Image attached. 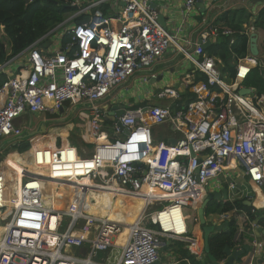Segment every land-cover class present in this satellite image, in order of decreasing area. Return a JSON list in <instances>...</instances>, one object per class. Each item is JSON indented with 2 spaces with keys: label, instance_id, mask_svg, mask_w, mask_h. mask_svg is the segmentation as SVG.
<instances>
[{
  "label": "built area",
  "instance_id": "1",
  "mask_svg": "<svg viewBox=\"0 0 264 264\" xmlns=\"http://www.w3.org/2000/svg\"><path fill=\"white\" fill-rule=\"evenodd\" d=\"M111 1L63 0L76 8L65 20L70 27L60 35L68 41L56 43L55 28L0 62V154L7 146H3L5 141L17 144L15 140L23 136V128L16 123L26 116L55 115L63 109L77 113L86 126L78 136L79 146L65 138L38 148L39 141L33 143V157L35 151L40 155L48 149L46 158L41 166L33 161V167L22 165L25 171L17 172L21 181L14 177L10 199L5 194L11 179L0 171V264H160L164 241L185 243L189 254L200 262L205 254L199 239L188 235L185 209L196 207L210 182L217 187L226 184L231 201L242 196L251 199L232 174L237 169L249 183L264 188V94L259 96L254 88L244 86L253 70L264 78V50L258 47L255 57L247 48L239 57L232 50L235 33L219 30L205 19L198 42L185 40L180 45L181 28L175 34L168 32L152 7L169 0H118L122 6L108 17L101 7ZM217 1L208 0L205 7L211 9ZM195 4L196 0H185L182 22L193 13ZM251 5L261 10L264 0ZM252 32L251 24L243 26L244 35ZM220 37L229 38L232 80L222 75L221 61L203 48ZM0 39L8 58L10 46L1 25ZM171 48L192 67L182 80L183 95L191 94V102L178 108L183 95L173 87L156 93L155 100L164 104L126 108L116 102L114 91L138 74V80L146 82L149 78L143 74ZM240 89L252 91L242 96ZM105 102L125 106L118 121L127 134L114 124L111 129L104 126L109 112ZM163 125L170 134L160 140L152 128ZM38 167L47 173L30 172ZM48 180L68 188L70 201H66L69 194L59 189L49 196L45 191ZM67 182L76 184L69 187ZM102 192L111 200L117 195L142 198L143 210L131 225L111 220L99 214L103 205L90 196ZM47 196L63 204H49ZM162 204L161 210L146 212ZM89 206L95 214L89 213ZM232 217L235 239L244 233L251 240L237 242L235 250L247 245L248 252L234 264H264V242L256 222H250L243 212L219 215L223 222ZM239 218L242 225L237 224ZM124 230H128L126 241L119 244ZM110 252H116V258L106 257Z\"/></svg>",
  "mask_w": 264,
  "mask_h": 264
},
{
  "label": "crops",
  "instance_id": "2",
  "mask_svg": "<svg viewBox=\"0 0 264 264\" xmlns=\"http://www.w3.org/2000/svg\"><path fill=\"white\" fill-rule=\"evenodd\" d=\"M196 1H197V4H195V9L193 13L188 16V19L185 22H182V16H181V11H182L185 0H169L165 4H155L154 8L158 10L159 18L161 17L162 20L164 21V26L163 25L162 26L168 32L175 34L177 28H181L182 30L181 39L182 40L179 42L180 45H183L184 44L183 41L185 40H190L191 42H198L199 34L201 30L204 29V26L202 25L203 19H205L207 23L215 26L214 24L215 21L219 19V17L225 10L244 9V10H247L250 16L248 17V20L246 21V23L242 25V32L240 33L243 34L244 25L251 24L254 27V32H252L251 34L253 33L257 34V42H256L257 48L259 47L260 52L264 50L261 46L263 42L262 39H264V31L260 27H257V26L255 27V23L256 21H258L257 20L258 13H260L262 9L255 10L256 6L251 5L252 0H247V3L241 7H238L239 3L237 6H235L234 4L231 5L230 0H218V1L216 0L217 2L213 4L211 9H207L205 7L206 2L208 0H196ZM243 1L244 0H241V3H243ZM121 6H122V3L118 0H113L110 3L103 4L102 7H104L103 10H105L104 15L108 17L114 15L115 12L118 11ZM251 34H249L248 36L243 34L247 38V48H249V38ZM216 42L211 43L210 46L216 44ZM207 53L211 54L208 51ZM217 59L220 61L218 57ZM229 60H230V63H232V59H229ZM191 68L192 67L189 64V62L186 61L184 58H182V56L179 53L175 52L174 48H171V50L168 53H166L163 56V58L150 71H146L143 74L149 78L146 82H140V80H138L140 78V74H138L135 76V78H132L126 84L124 88L117 89L116 91H114L113 96L116 94V96H114L116 99V102L122 103L126 107L129 105L133 107L135 103H136L135 105H140L143 107L153 106L157 104H164L165 102L163 101L155 100L156 93L159 90L163 89L164 87H173L179 90V93L183 95L184 87H183L182 80L186 74L190 73ZM152 75H154L155 77L151 78ZM135 87H137L140 90V92H137V88H136V91H134ZM131 100H132V103H130ZM116 102H105L104 105L109 107L110 104L112 105ZM139 108H142V107H139ZM71 113L72 112H66V111L64 112L63 110L61 113L58 112V114H55V115H51V114L49 115L48 113L38 114L33 117H28L29 124H27V120H26L27 117L26 118L24 117L23 119H19L16 124L18 127L23 128V136L20 139H18V141L15 140L17 144L14 143V141H10V142L5 141L4 143H8L6 148L8 149L10 147L12 149V152L17 151L19 152V155L25 154L27 153L26 152L27 149L29 148L31 149L33 143H36V141H40L43 143V140L40 138L49 139L50 136L51 137L53 136V142H56L57 144L60 143L61 137H65V139H68L70 142H73L74 145L79 144L80 143L79 139L76 140L74 137L70 136L67 138L66 136H64L65 134H67V131L73 125V121L68 120ZM35 118L37 119L35 127H31L33 123V119ZM73 118L74 117H72V120ZM104 126H106V128L111 129L110 125H104ZM158 127H164L168 131L167 137L170 134L169 133L170 129L165 125L154 126L152 128L154 136L156 138H159L160 140L162 139L164 140V137H160L158 133ZM84 131H85L84 128H82V131H78V133L76 132L77 138L78 136L83 135ZM49 143L50 142H47V144ZM38 147L39 145L37 146V143H36V148ZM47 150L48 149H45V151L42 152L44 156H46ZM1 155H3V153L0 154V156ZM38 156L39 154L37 153V151H35L34 158H36L37 165L39 164V162L41 163L40 160H37L38 158H41V156L40 157ZM25 159H27V157L26 158H23L22 156L13 157L12 155L7 156L6 158H4V161L3 162L1 161L0 163V171H3L4 174L14 173L16 174V176L20 177V174H17V172H20V170L24 171V167L21 165L20 161L25 160ZM237 177L241 183L240 188L243 191V193H248L249 195H251V199L248 198L249 200H247L246 197L242 196L243 198H241V200L243 201V203L246 206H248L247 203H249L250 204L249 206H252L256 209L261 208V207L255 206V201L258 199L259 194L264 195V188H258V187H255L252 183H249L247 177H245L242 172H239ZM209 184L210 186L208 188L210 189V191H219V190H222L226 186V185H223V186L217 187L215 186L216 184L215 182H210ZM222 202L223 201L221 200L218 203L222 204ZM139 203H140V198L138 197H136L133 201L130 198L126 200V204L130 205V207L131 205H135L137 207ZM213 203H216V202H213ZM229 214H232V212ZM187 216L189 217V215ZM205 220H206V226H210V225L217 226L220 223H223V221L219 219V215L217 216V214L216 215L214 214L206 215ZM232 220L235 221V217H232ZM197 224H199V219H198ZM237 224L242 225L243 219L240 220L239 218ZM195 228H198V227L195 226ZM240 236L245 240L246 243L251 241L249 237L244 235V233H242ZM231 250H235V248H231ZM172 255L173 257H171V259H174V258L181 259L179 258L180 256L178 253L172 252ZM263 256H264V249L262 251V257ZM223 262H219V264H222ZM177 264H179V262ZM187 264H190V263H187ZM210 264L212 263L210 262Z\"/></svg>",
  "mask_w": 264,
  "mask_h": 264
},
{
  "label": "trees",
  "instance_id": "3",
  "mask_svg": "<svg viewBox=\"0 0 264 264\" xmlns=\"http://www.w3.org/2000/svg\"><path fill=\"white\" fill-rule=\"evenodd\" d=\"M69 2H72V0H69ZM103 8L101 9L104 15L105 10ZM75 11L76 8L71 3L65 4L63 0H0V25L3 26L4 33L8 39V46H10V57L7 58L3 42L0 39V62L14 57L32 46ZM249 16L250 14L247 10L228 9L214 23L219 30L235 32L236 40L232 50L239 57L247 53V38L239 33L242 32V25L246 23ZM257 20L255 27H260L264 31V9L258 13ZM228 41L229 38L220 37L216 44L211 45L207 51L220 59L222 75L227 80H232L234 77V66L229 60L231 59V53ZM244 84L247 87L254 88L257 95L264 94V78L256 70L249 74ZM192 100L191 94L186 93L182 96L181 101L177 102L178 108L186 106ZM105 123L106 125H112L111 122ZM33 162L37 163L34 159ZM232 211L245 213L250 222H256L264 230V208L256 209L252 206H246L242 200L228 201L224 204L209 203L205 208V216L210 214L221 215ZM227 230L228 233L221 231L211 234L208 238V254L217 262L226 259L225 247L234 248L237 245L234 239L236 234V223L234 220L228 222ZM169 249L173 253L177 252L179 254V258H181L179 260L185 262L183 259L186 258L190 264H199V261L190 255L185 248L178 249L177 247L169 246ZM207 255L200 262L203 263L205 260L207 264H210Z\"/></svg>",
  "mask_w": 264,
  "mask_h": 264
},
{
  "label": "rangeland",
  "instance_id": "4",
  "mask_svg": "<svg viewBox=\"0 0 264 264\" xmlns=\"http://www.w3.org/2000/svg\"><path fill=\"white\" fill-rule=\"evenodd\" d=\"M238 3H239V6L238 7H241V6H243V5H245L247 3V0H244L243 3H241V0H230V4L231 5L234 4L235 6H237ZM71 15H69V16H71ZM70 25H71V23H69V22L68 23H65V21H63L60 25H58L56 27V31H55L56 34H54V40H55L56 43H58V42L65 43L66 41H68V37L67 36L60 38V35L62 34L63 29L65 27L69 28ZM50 40L53 41V39H50ZM244 86H245V84H244ZM136 88L137 87L134 88V91H136ZM137 92H140V90L138 88H137ZM130 103H132V100L130 101ZM135 104L133 105V107H135V108L143 107V106L135 105ZM110 106H111V104H110ZM110 106H109V110H110ZM77 110H80V108L77 107ZM26 117L25 118L27 120V124H29V118H28L29 116H26ZM72 117H74L73 120H72ZM68 120L69 121H73V125L67 131V134H65L64 136H66L67 138L71 136V137H74L76 140H78V138L76 136V132L78 133V131H82V128L86 127L84 125V123H83V118L81 116H79L77 113H71V115L68 118ZM36 122H37V119L36 118L33 119V123H32V126L31 127H35ZM56 128H57V126H56ZM158 133H159L160 137H165V136L168 135V131L164 127H158ZM64 138L65 137H61L60 138V141H62ZM40 139H42L43 142H45L47 138L46 139L40 138ZM7 144L8 143H5L3 146H6ZM76 145L79 146V144H76ZM88 149H90V146L88 147ZM16 152L17 151L12 152V149L10 147L8 149L5 148V150L3 152V155L0 156V163H1V161L4 160V158L6 156L12 155L13 157H15V156L16 157H19L16 154ZM26 152H27V159L21 160L20 161L21 162V165L24 166V165L29 164L31 167H33L32 161H33V158L34 157H33V154H32V149L29 148V149L26 150ZM40 170L41 169L38 168V169L34 170V173H37L38 172L40 174V172H41ZM24 171H25V169H24ZM238 172H239V170L237 169L234 173H232L233 176H235V175L238 176ZM20 179H21V176L19 177L18 181H21ZM236 180H237V178H236ZM239 183H240V181H239ZM14 186H15V183L13 184V187ZM225 202H228V201H223L222 204H224ZM162 207H163V204L162 205L152 206V207L148 208L146 212L147 213H152V212H154L156 210H161ZM184 213L186 215H189V221L187 222V224H188V235L191 236V237H197L199 239V241L201 243L202 251L204 252V254L206 256L207 254L205 253V251L203 249V244H202L203 243V234H202V230H201L202 228L201 227L195 228L196 224L198 223V208L195 207V208H192V209H190V208L185 209V212ZM139 214H140V209H138L136 211V214L134 216H138ZM164 242L166 243V246L165 247H162L160 249V256H161L160 264H165V263L166 264H177L178 262H179V264H185V262H183L182 260H179L177 258L171 259V257H173V255L170 254L169 246L168 245H171L173 248H176L177 247L178 249L179 248L180 249H183V248L186 249L187 248V245L185 243H180V242H178V243H176V242H169V241H164ZM111 254H112V252H110L109 254H106V257L109 256V258H111L112 257ZM113 256L116 258V252H115V254ZM199 264H206V262L204 260L203 263L202 262H199Z\"/></svg>",
  "mask_w": 264,
  "mask_h": 264
},
{
  "label": "water",
  "instance_id": "5",
  "mask_svg": "<svg viewBox=\"0 0 264 264\" xmlns=\"http://www.w3.org/2000/svg\"><path fill=\"white\" fill-rule=\"evenodd\" d=\"M255 0H252V2H254ZM155 7V4H153ZM253 8V7H252ZM85 22L88 21L87 19L84 20ZM159 22L161 23V25L164 26V21L162 20V18H159ZM257 34H251L250 38H249V52L251 53V55L253 56H258V48H257ZM210 46L209 42H206L203 45V48L205 50H207ZM252 90L249 89H240L239 90V94L242 96H246V95H250ZM124 109L125 106L121 105V104H113L110 106V110L109 112H107V115L105 116L104 120L108 121V122H112L114 125H116L119 129L122 130V127L118 121V119L120 118V116L124 113ZM62 112V110H60V113ZM124 134H127L126 130H122ZM168 143L171 145H175V140L174 139H169ZM16 154L18 156H22L23 158H26L27 155L26 154H21L19 155V152H16ZM200 160H198L199 162ZM197 178V177H196ZM227 197H228V192L226 188H223L222 190L219 191H210V189H206V193L201 196V198H199V200L197 201L198 204V219H199V224L196 225V227H201L202 229V234H203V249L205 251L206 254H208V238L210 237L211 234L217 233V232H221V231H225L228 233V223L227 222H223L221 225H210V226H206V220H205V208L207 207V205L209 203L212 202H219V201H227ZM248 206L250 205L249 203H247ZM264 240V230L259 228L258 230ZM246 252H248V246L247 245H243L242 248L240 250H231V248L229 247H225V255H226V259L222 264H234V262L238 261L240 259L241 256H243ZM208 259L210 260V262L212 264H219L211 255H207ZM263 260H264V256H263Z\"/></svg>",
  "mask_w": 264,
  "mask_h": 264
},
{
  "label": "bare ground",
  "instance_id": "6",
  "mask_svg": "<svg viewBox=\"0 0 264 264\" xmlns=\"http://www.w3.org/2000/svg\"><path fill=\"white\" fill-rule=\"evenodd\" d=\"M47 142L52 143L53 142V136L52 137L50 136L49 139H46V141L43 143L47 144ZM43 143L38 142L37 146L38 145L40 146ZM46 155H47V151H46ZM40 156H41V158H38L37 160H40L41 164H42L43 161L45 160L46 156H44L42 153L38 157H40ZM41 164L39 163L38 166L39 165L41 166ZM38 168H40V167H38ZM40 171H41L40 174L45 175L47 173L46 171H43V170H40ZM31 172H34V170H32ZM5 175L7 177L9 176V178L11 179L9 181V183L7 184V191L5 194L6 199H10L14 194V191H13L14 190V187H13L14 177H16L17 179H19V177L16 176V174H14V173H10L9 175L5 174ZM54 182H55L54 180H48V185L46 186V189H45L46 193L49 194V196H50V195L55 194L56 190L59 189V192H61V194L66 193L67 196L69 194V197H66V198H68V200H66V201H70V199H71L70 190L68 188H65L63 185H57L56 182L55 183ZM67 184L70 187L71 185L73 186L76 183L75 182H67ZM57 186H59V188H56ZM90 196L94 197L97 201H99V203H101L103 205V208L99 214H102V215L104 214L105 216L107 215L111 220H118L120 222H124L126 225H131L136 221V219L138 218L139 215L138 216H134V215L136 214V211L138 209H140V213L143 210V203L144 202H143L142 198H140V203L137 207L135 205H131V207H130V205L126 204V200L130 198L127 196L117 195V197L114 200H111L110 195L106 194L105 192L92 194ZM135 198H130V199H132V201H133ZM46 201L49 204H51L52 202L55 205L58 204V206H61L63 204L62 203L63 201L56 200V199L51 200V198L48 196L46 198ZM255 206L264 207V195L259 194L258 199L255 201ZM89 207H90L89 213L93 214L95 211V208L93 206H89ZM165 227H166V225H165ZM127 235H128V230H124L122 235H120L118 238V243L123 244L126 241Z\"/></svg>",
  "mask_w": 264,
  "mask_h": 264
},
{
  "label": "clouds",
  "instance_id": "7",
  "mask_svg": "<svg viewBox=\"0 0 264 264\" xmlns=\"http://www.w3.org/2000/svg\"><path fill=\"white\" fill-rule=\"evenodd\" d=\"M112 105H113V104H112ZM62 111H63V109H62ZM105 122H108V121H104V123H105ZM111 123H112V122H111ZM105 125H106V123H105ZM112 125H113V123H112ZM69 142H70V141H69ZM71 143L74 144L73 142H71ZM75 145H76V144H75ZM25 154H26V153H25ZM223 185H226V184H222V186H223ZM224 188H226V189H227V192H228V188H227V186H225ZM208 189H209V188H208ZM228 199H229V200H228ZM227 201L232 202V201L230 200V198H229V193H228ZM217 203H218V202H217ZM196 207H199L198 204H196ZM261 208H264V207H261ZM214 215H216V214H214ZM217 216H218V215H217ZM227 223H228V222H227ZM221 224H222V223H221ZM221 224H220V225H221ZM214 226H216V225H214ZM258 227H259V226H258ZM259 228H260V227H259ZM261 229H262V228H261ZM258 230H259V229H258ZM258 233L260 234L259 231H258ZM260 236H261V234H260ZM234 239H235V236H234ZM239 239H240V240H236V239H235V241H236V242H240V243H241V242L244 243L245 240H244L242 237H240ZM261 239L263 240L262 236H261ZM263 242H264V240H263ZM234 248H235V246H234ZM224 261H225V260H224ZM221 262H222V261H221ZM218 263H219V262H218Z\"/></svg>",
  "mask_w": 264,
  "mask_h": 264
}]
</instances>
